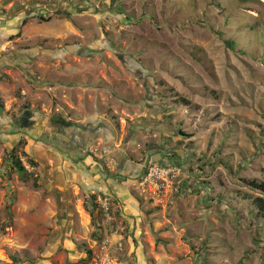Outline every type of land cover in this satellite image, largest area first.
<instances>
[{
  "label": "rangeland",
  "instance_id": "rangeland-1",
  "mask_svg": "<svg viewBox=\"0 0 264 264\" xmlns=\"http://www.w3.org/2000/svg\"><path fill=\"white\" fill-rule=\"evenodd\" d=\"M7 1L35 15L28 44L1 49L27 57L0 69V264H95L106 240L113 264H264L261 195L245 183H264V0ZM38 46L47 61L25 54ZM55 119L108 120L122 145L137 138L144 172L160 151L179 161L165 189L132 187L149 235L120 239L112 206L108 222L84 198L62 203L40 169L27 182L11 170L20 136Z\"/></svg>",
  "mask_w": 264,
  "mask_h": 264
},
{
  "label": "crops",
  "instance_id": "crops-1",
  "mask_svg": "<svg viewBox=\"0 0 264 264\" xmlns=\"http://www.w3.org/2000/svg\"><path fill=\"white\" fill-rule=\"evenodd\" d=\"M5 2L9 1L5 0L0 3V40L5 41L14 33L21 35L16 38L15 42H5L0 48V69L6 70L8 76L11 77L15 73V68H23L24 62L22 61L26 60L27 55L25 56L19 48L23 55L17 50L14 54L4 57L1 49L10 51L15 50L17 45L28 44L26 43L27 36L33 25V22L28 19L33 18L35 14L32 13L27 16V13L19 12L13 15L10 8L14 2L7 3V5ZM26 51L25 54H29L31 51H39L40 54L32 52L34 56L39 57L37 61L39 63L47 61L41 58L42 53L47 52V50L40 46ZM18 55L21 57L17 58ZM35 68L37 69V66ZM55 120H53L52 126L42 124L39 125L40 128L38 129L35 126L30 134L24 133L20 136L27 143L25 151L30 157L31 143L35 144L38 150L49 153L51 156L49 169L45 166L47 163L44 165L37 158L32 157L39 164L38 170L42 171L41 175L37 172L36 177H40L41 180L47 179L45 184L50 182L49 190H56L62 203L74 202L70 198L72 194L75 199L84 198L85 203L89 206L98 205L97 201L100 197L109 198L114 214L116 211L121 221L122 233L116 234L120 239L125 238L123 231L125 227L129 229L130 235L127 236L130 239L135 238L137 240L138 236L149 235L147 231L143 233L148 218L140 206L139 195L132 188L137 180L139 182L146 174L138 162L140 159L129 153L130 149L137 145L134 143L137 138L129 139L122 145L118 141L115 127L104 119L92 121L89 127L85 125L87 121L78 123L81 124L80 126L71 123V127H64L55 123ZM151 157L152 161L159 163V165L168 163L169 156L162 151L158 154H151ZM150 162L149 159L148 163ZM154 221H150L151 226ZM160 225V223L155 224V226ZM134 227L137 229L135 233H132ZM142 241H145L144 238Z\"/></svg>",
  "mask_w": 264,
  "mask_h": 264
},
{
  "label": "built area",
  "instance_id": "built-area-1",
  "mask_svg": "<svg viewBox=\"0 0 264 264\" xmlns=\"http://www.w3.org/2000/svg\"><path fill=\"white\" fill-rule=\"evenodd\" d=\"M27 168V164L25 163ZM28 170V168H27ZM182 174V169L179 166H160L159 164H152L146 171V174L139 181V186L146 192L149 188L165 189L171 185L175 179ZM99 210L111 221V203L109 198H98ZM109 240H106L100 248L98 254L93 256L95 264H113L109 254Z\"/></svg>",
  "mask_w": 264,
  "mask_h": 264
},
{
  "label": "trees",
  "instance_id": "trees-1",
  "mask_svg": "<svg viewBox=\"0 0 264 264\" xmlns=\"http://www.w3.org/2000/svg\"><path fill=\"white\" fill-rule=\"evenodd\" d=\"M228 46L234 47L233 42H228ZM55 123L61 124V126L64 127H71L72 124L68 123L62 119H56ZM18 147H15L12 149V151L9 153V157H7V162L11 163V170L18 175L20 180L23 182H27L28 180H33L35 177L33 173H29L27 168L25 167V163L29 165V167L33 170H36L39 167V164L35 159L30 157L26 151L25 148L27 146V143L25 140L20 141V143L17 145ZM17 148H22V153L18 152ZM170 162L172 164L178 165L179 161L177 160L178 163L172 162L171 160L174 159L172 155H169ZM179 166V165H178ZM34 182H37V179L34 180ZM246 185L253 191L258 192L261 195V197H258L253 200V203L256 205V208L258 210V216H260L262 219H264V183H258L256 181H245ZM97 208V205H96ZM94 212H92L93 214ZM88 257L92 255L91 251L87 252ZM15 264H19V261H15Z\"/></svg>",
  "mask_w": 264,
  "mask_h": 264
},
{
  "label": "clouds",
  "instance_id": "clouds-1",
  "mask_svg": "<svg viewBox=\"0 0 264 264\" xmlns=\"http://www.w3.org/2000/svg\"><path fill=\"white\" fill-rule=\"evenodd\" d=\"M28 165V164H27ZM29 166V165H28Z\"/></svg>",
  "mask_w": 264,
  "mask_h": 264
}]
</instances>
